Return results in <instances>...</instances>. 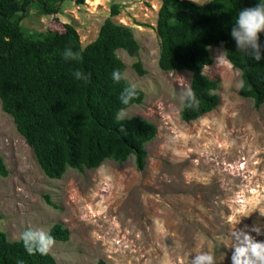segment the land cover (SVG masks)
<instances>
[{
	"label": "rangeland",
	"instance_id": "374dc122",
	"mask_svg": "<svg viewBox=\"0 0 264 264\" xmlns=\"http://www.w3.org/2000/svg\"><path fill=\"white\" fill-rule=\"evenodd\" d=\"M161 3L66 1L54 16L39 15L35 3L27 12L22 20L27 33L62 31L72 24L82 47L97 38L107 18L132 27L139 58L122 49L117 55L127 80L145 99L126 111L153 123L157 134L145 146L142 170L132 155L122 164L106 160L97 169L69 168L62 179H50L0 101V156L9 171L0 176V232L10 241L28 230L44 238L62 224L69 240L46 245L57 264H189L201 250L198 243L213 251L216 264H232L242 233L264 241V103L257 109L240 96V70L211 48L214 61L203 73L217 82L220 103L185 122L179 93L190 88L192 74L159 67ZM138 60L143 76L134 67Z\"/></svg>",
	"mask_w": 264,
	"mask_h": 264
},
{
	"label": "trees",
	"instance_id": "16d2710c",
	"mask_svg": "<svg viewBox=\"0 0 264 264\" xmlns=\"http://www.w3.org/2000/svg\"><path fill=\"white\" fill-rule=\"evenodd\" d=\"M66 1L79 6L85 2L0 0L2 109L13 117L18 132L50 179H62L69 168L79 172L97 169L106 160L122 164L132 155L142 170L147 158L145 146L156 137L157 128L139 116L119 122L114 119L118 109L142 104L145 93L137 89L130 103L122 105L119 96L129 81L114 83L111 79L114 69L126 70L117 55L119 49L139 58L141 48L134 29L107 18L97 38L82 47L72 24H65L62 31L49 27L41 34H29L22 28L33 4H37L39 15L54 16L62 12ZM161 1L156 27L159 67L165 72H190V88L198 100L195 106L182 104L181 118L185 122L200 119L220 103L217 82L203 73L214 61L211 48L223 51L233 68L240 70V96L260 108L264 103V59L257 62L235 50L230 36L237 11L255 6L257 0H212L203 7L189 0ZM117 13L113 7L112 16ZM260 40L264 42V34ZM66 47L79 52L80 59H62ZM134 67L140 76L146 74L139 60ZM73 70L89 78L75 80ZM0 176H9L1 156ZM50 240L68 241V229L55 224L44 238L28 230L17 241L0 232V264H57L46 246ZM97 264L105 263L100 260Z\"/></svg>",
	"mask_w": 264,
	"mask_h": 264
},
{
	"label": "clouds",
	"instance_id": "9594fccd",
	"mask_svg": "<svg viewBox=\"0 0 264 264\" xmlns=\"http://www.w3.org/2000/svg\"><path fill=\"white\" fill-rule=\"evenodd\" d=\"M192 3L203 7L211 3L212 0H191ZM264 34V0H257L253 7L239 9L236 13L234 23L230 30V36L235 42V50L250 56L253 60L259 62L264 59V42L260 40V35ZM65 61L79 60L80 53L66 47L61 53ZM72 76L75 80H87L89 77L80 70H73ZM111 79L114 83L126 80L124 73L114 69L111 73ZM137 94V85L128 83L121 91L119 100L122 105L127 106ZM179 101L187 106H195L198 100L191 88H186L179 93ZM130 118L126 108H120L116 111L114 119L119 122ZM121 131L124 130L123 124L120 125ZM257 231H259L257 229ZM198 250L190 257L189 264H216L213 251L202 248L198 243ZM231 257L232 264H264V241L255 240L247 233H242L238 243L233 246Z\"/></svg>",
	"mask_w": 264,
	"mask_h": 264
}]
</instances>
